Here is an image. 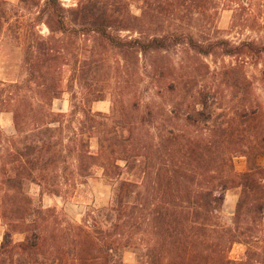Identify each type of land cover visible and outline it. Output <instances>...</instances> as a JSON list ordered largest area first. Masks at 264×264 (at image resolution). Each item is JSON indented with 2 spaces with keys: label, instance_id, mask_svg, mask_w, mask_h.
Returning a JSON list of instances; mask_svg holds the SVG:
<instances>
[{
  "label": "trees",
  "instance_id": "trees-1",
  "mask_svg": "<svg viewBox=\"0 0 264 264\" xmlns=\"http://www.w3.org/2000/svg\"><path fill=\"white\" fill-rule=\"evenodd\" d=\"M135 1L78 0L66 10L61 0H45L39 19L46 16L50 35L29 47V74L41 102L51 105L64 92L59 81H50L53 63L72 54L71 38L83 41L86 59L72 65L71 79L83 91L84 119L71 153L83 175L102 168L113 195L109 206L92 212L90 228L45 208L43 194L61 195L65 150L50 126L58 121L44 122L53 113L42 115L44 106L38 107L42 116L30 122L39 132L19 140L30 125L14 109L17 136L0 158V220L6 227L0 264H125L127 251L139 256L138 264H264V166L256 162L264 157V103L253 92V78L264 89V18L257 17L264 15V0H139V14L132 11ZM4 4L0 0V35ZM222 10H233L236 23L260 38L236 44L214 37ZM121 31L138 36L123 38ZM178 48L186 55L176 63L170 53ZM111 51L126 64L142 57L157 96L172 98L170 109L159 104L127 123L116 121L115 103L111 114L93 113L90 105L106 99L95 81L98 62ZM211 57L235 63L212 70L200 60ZM222 86L232 94L224 103ZM24 103L32 107L24 100L19 106ZM94 139L96 153L90 151ZM238 156L248 161L243 173L235 171ZM30 185L41 189L38 200L28 193ZM230 191L238 201L228 226L222 210ZM17 233L23 242H13ZM235 244L246 246L242 261L229 257Z\"/></svg>",
  "mask_w": 264,
  "mask_h": 264
},
{
  "label": "rangeland",
  "instance_id": "rangeland-1",
  "mask_svg": "<svg viewBox=\"0 0 264 264\" xmlns=\"http://www.w3.org/2000/svg\"><path fill=\"white\" fill-rule=\"evenodd\" d=\"M4 9L6 18L2 21V30L0 35V91L2 97L0 101V158L4 152L7 142L17 136L14 125V109L18 108L22 115H25L23 121L28 122L30 126H26L27 133L19 137L23 139L26 135H35L39 131H32L34 128L30 119H38L44 113L52 112L53 115L44 118V122L57 120L52 123V128H57L55 135L57 138L62 137L63 148L65 150V160L60 168L59 186L61 195L43 194L42 201L45 208L56 209L57 213L66 217L68 220L76 224H86L92 227V212L100 208L110 205L113 195V184L104 176L103 169L93 167L89 173L83 175L80 173L78 165L79 161L75 153H71L78 140L79 128L84 115L82 113V97L83 91L78 80L71 79L73 67L75 63L79 66L84 64L86 57L82 55L84 48L83 41L71 38L70 54L68 51L65 56H59L53 63V73L50 81H59L62 84L64 92L59 99L54 100L51 105H44L41 102L39 90L36 86V80L31 79L28 71L27 57L29 47H35L39 37L44 39L50 35V31L46 26V16L39 19L40 12L45 6V0H29L23 3L21 0H4ZM78 0H61L62 6L68 10L75 7ZM137 7H141V2L136 0L132 6V11L139 14ZM257 14V13H256ZM259 20L263 16H257ZM216 30L212 35L220 38L228 39L233 43H240L245 40L260 38V35L250 29L236 23L233 10H222L215 23ZM123 38H136L135 32L121 31ZM36 50L35 48L32 49ZM107 59L99 61V71L96 73L97 87L105 90L106 99L90 105L93 113H101L104 115L111 114L113 104H117L119 118L121 123L131 122V118L136 114L143 115L152 107L159 104L165 110H169L174 103L170 98H160L157 96V90L152 83L150 70L147 62L140 57L138 62L126 64L116 51L107 53ZM184 50L178 48L170 53L174 62H181L185 57ZM76 56V57H75ZM210 64L211 69L221 67L224 63H235L234 58L230 57H211L208 59H200ZM215 61V63H214ZM250 75L257 77L259 72L256 68L250 66ZM38 81V80H37ZM253 92L264 103V89L259 80L253 78ZM226 87H221V94L224 101L227 102L232 96ZM13 98V100H9ZM27 101L32 104L29 107L24 103L19 106L20 101ZM138 101V111L134 112L132 106ZM39 111L35 110L38 107ZM34 107V108H33ZM32 108V109H29ZM35 110V111H34ZM219 112V111H217ZM117 122L110 124L118 128ZM154 133V128L151 129ZM123 132V131H122ZM127 133L128 129H124ZM90 151L96 153L98 151V142L92 140ZM257 164L264 166V157L260 156L256 160ZM1 163V159H0ZM123 166V162H118ZM235 171L243 173L248 169V161L245 157L238 156L234 159ZM128 177L127 175L124 176ZM28 193L36 200L41 197V189L38 186L30 185ZM1 201V198H0ZM238 195L236 191H230L226 194V199L222 210V222L225 225H232V218L235 212ZM0 226H3L0 220ZM5 233V232H4ZM0 239V248L3 241ZM25 236L23 234H14L13 242H23ZM246 246L243 244H235L229 254V257L235 261H242L245 258ZM2 256H8L7 254ZM123 261L125 264H138L139 256L133 251H127L124 254Z\"/></svg>",
  "mask_w": 264,
  "mask_h": 264
},
{
  "label": "crops",
  "instance_id": "crops-1",
  "mask_svg": "<svg viewBox=\"0 0 264 264\" xmlns=\"http://www.w3.org/2000/svg\"><path fill=\"white\" fill-rule=\"evenodd\" d=\"M4 232H5V228L0 226V239L3 237Z\"/></svg>",
  "mask_w": 264,
  "mask_h": 264
}]
</instances>
